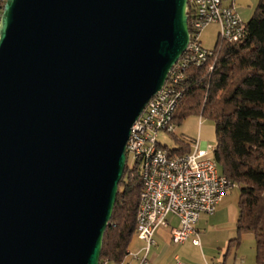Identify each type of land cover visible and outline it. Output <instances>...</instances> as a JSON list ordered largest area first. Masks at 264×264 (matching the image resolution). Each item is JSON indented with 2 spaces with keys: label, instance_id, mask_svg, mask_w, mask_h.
<instances>
[{
  "label": "water",
  "instance_id": "obj_1",
  "mask_svg": "<svg viewBox=\"0 0 264 264\" xmlns=\"http://www.w3.org/2000/svg\"><path fill=\"white\" fill-rule=\"evenodd\" d=\"M187 0H6L0 264H99L131 127L189 43Z\"/></svg>",
  "mask_w": 264,
  "mask_h": 264
},
{
  "label": "trees",
  "instance_id": "obj_2",
  "mask_svg": "<svg viewBox=\"0 0 264 264\" xmlns=\"http://www.w3.org/2000/svg\"><path fill=\"white\" fill-rule=\"evenodd\" d=\"M190 20V11L187 12ZM238 43L217 36L212 55L201 66H190L178 89L182 98L173 117L179 124L189 116L210 121L214 129L213 160L221 174L240 187L238 241L242 233L255 239L257 264H264V0H259ZM175 125V126H176ZM191 153L192 145L168 150ZM142 190L136 164H125L100 260L125 264L135 236V215Z\"/></svg>",
  "mask_w": 264,
  "mask_h": 264
},
{
  "label": "built area",
  "instance_id": "obj_3",
  "mask_svg": "<svg viewBox=\"0 0 264 264\" xmlns=\"http://www.w3.org/2000/svg\"><path fill=\"white\" fill-rule=\"evenodd\" d=\"M6 0H0V18ZM189 43L186 51L168 73L167 79L131 127L125 155L136 164L142 181L135 215V236L143 241L144 258L154 245L153 233L168 225L173 216L178 226L170 230L175 243L190 241L200 247L195 225L202 214L212 215L222 198L236 184L217 171L213 147L196 140L186 155H170L158 141L161 133L173 135L175 115L182 93L178 89L190 66H201L212 53L201 45V32L210 25L218 29V37L228 43H238L245 33L235 0H187L186 13ZM188 18V16H187ZM99 264H109L99 260ZM213 264H221L216 262Z\"/></svg>",
  "mask_w": 264,
  "mask_h": 264
},
{
  "label": "crops",
  "instance_id": "obj_4",
  "mask_svg": "<svg viewBox=\"0 0 264 264\" xmlns=\"http://www.w3.org/2000/svg\"><path fill=\"white\" fill-rule=\"evenodd\" d=\"M242 0H235L237 11L250 16L254 0H244L247 8L237 5ZM249 1V2H248ZM251 1V3H250ZM243 5V6H244ZM251 17V16H250ZM247 19V18H246ZM250 19V18H249ZM218 36V33H217ZM208 139L201 130L199 142ZM214 140V129L212 128ZM202 144V143H200ZM239 191L230 190L216 206L212 215L202 214L195 225L200 240V247L193 246L190 241L175 243L170 230L178 226L175 217L169 216L166 227H159L153 233L154 245L146 255L148 264H257L255 239L250 233H242L238 241L236 221L238 217ZM144 243L139 239L131 241L125 264H140L144 258Z\"/></svg>",
  "mask_w": 264,
  "mask_h": 264
},
{
  "label": "rangeland",
  "instance_id": "obj_5",
  "mask_svg": "<svg viewBox=\"0 0 264 264\" xmlns=\"http://www.w3.org/2000/svg\"><path fill=\"white\" fill-rule=\"evenodd\" d=\"M258 1L259 0L253 1L250 11V16L252 15L254 9L256 8ZM244 4H247L246 1L244 0L237 3L238 6L242 8H247V6ZM250 16L248 17L247 15L246 16L243 15L242 18L243 20L248 21ZM217 33H218V29L214 25L208 26L201 32L200 41L204 49L208 51L213 50L215 43L217 41ZM212 128L213 125L210 121L206 119H200L198 116H189L175 126V132L173 135L161 133L158 136V141H160L162 146L166 147L168 150L177 149L179 147H186L187 145L191 146L196 140H199V136L202 130V132H204V135L208 136V139L202 140V142L200 143H202L205 147L210 145L213 146L214 140L212 139ZM126 161L129 166L132 165V160L130 157L127 156ZM216 167L218 173L221 174L220 167L219 166ZM235 190L239 191L240 187L236 185L234 191ZM135 239L136 236H133L132 242H135Z\"/></svg>",
  "mask_w": 264,
  "mask_h": 264
}]
</instances>
